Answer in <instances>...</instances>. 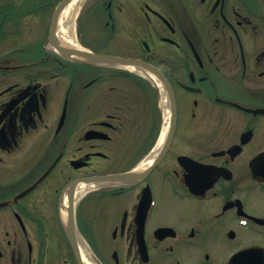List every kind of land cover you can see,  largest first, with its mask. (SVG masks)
Masks as SVG:
<instances>
[{
  "label": "flooded vegetation",
  "instance_id": "obj_1",
  "mask_svg": "<svg viewBox=\"0 0 264 264\" xmlns=\"http://www.w3.org/2000/svg\"><path fill=\"white\" fill-rule=\"evenodd\" d=\"M60 1L0 0V264H228L247 245L264 256V0L82 8L74 43L164 76L175 128L158 147L157 84L55 52ZM70 183L96 184L74 201V247L60 215Z\"/></svg>",
  "mask_w": 264,
  "mask_h": 264
},
{
  "label": "bare ground",
  "instance_id": "obj_2",
  "mask_svg": "<svg viewBox=\"0 0 264 264\" xmlns=\"http://www.w3.org/2000/svg\"><path fill=\"white\" fill-rule=\"evenodd\" d=\"M85 1L86 0H71L62 9L60 16H59V21H58L57 37L63 45H67V46L73 47V48H78V47H76V44L70 38V36H71L70 30L72 29L71 23H72L75 15H76V13L78 12L79 7L83 3H85ZM121 67L129 69L131 71L141 72L140 70H138V68H135V66H133V65H121ZM156 84L159 87V89L162 91L159 83L157 82ZM161 95H162V104L164 107V110H163L164 114H163V124H162L161 131H160V134L158 137L157 147L161 144V142L165 136V133L167 130V125H168V119H169L167 105H164L165 95H164L163 91L161 92ZM142 166H144V164ZM94 185H96V184L92 183V184L80 185L77 188V190L75 191V198H77L85 188L90 187V186H94ZM60 215H61L62 219L66 218V202L65 201L60 206Z\"/></svg>",
  "mask_w": 264,
  "mask_h": 264
},
{
  "label": "water",
  "instance_id": "obj_3",
  "mask_svg": "<svg viewBox=\"0 0 264 264\" xmlns=\"http://www.w3.org/2000/svg\"><path fill=\"white\" fill-rule=\"evenodd\" d=\"M69 1L71 0H62L55 12H54V15H53V19L55 21V19L57 18L59 12L63 9V7L65 6V4H67ZM71 53L73 54H77V55H81L85 58H89V59H92L94 61H98V62H122V63H129V61L127 60H124L122 58H119V57H115V56H111V55H105V54H94V53H91V52H83V51H76V50H71L70 51ZM154 72H156L154 70ZM169 99L171 101V107H172V113H173V117H171V123H170V127H169V131H168V134H167V138L169 139L172 135V132H173V119H174V103L172 102V97L169 95ZM172 116V115H171ZM107 178H111V176L107 177ZM113 178H121V175H117V176H113ZM69 199H70V208H71V198H70V194H69ZM244 256L245 257V262L243 263H238V264H252V260H253V263H255V259L254 258V249L253 248H243L241 249L237 256ZM235 259V258H234ZM233 259V260H234ZM258 259V258H257ZM259 260V259H258ZM259 264H264V259L261 258V260L259 261Z\"/></svg>",
  "mask_w": 264,
  "mask_h": 264
},
{
  "label": "rangeland",
  "instance_id": "obj_4",
  "mask_svg": "<svg viewBox=\"0 0 264 264\" xmlns=\"http://www.w3.org/2000/svg\"><path fill=\"white\" fill-rule=\"evenodd\" d=\"M87 1L88 0H86L85 3ZM86 4L84 6H86ZM158 102H159V104H158V110H157V115L155 117H156V121L159 122V116H161V122H162V119H163V110H161V108H160L161 103H160V92L159 91H158ZM150 113L153 114V115H155V111H150ZM242 239H246V238L243 236Z\"/></svg>",
  "mask_w": 264,
  "mask_h": 264
}]
</instances>
